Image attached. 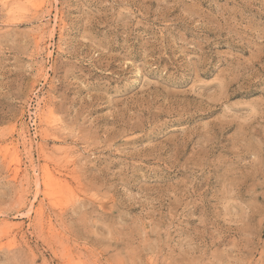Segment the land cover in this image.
I'll use <instances>...</instances> for the list:
<instances>
[{"label":"rangeland","instance_id":"obj_1","mask_svg":"<svg viewBox=\"0 0 264 264\" xmlns=\"http://www.w3.org/2000/svg\"><path fill=\"white\" fill-rule=\"evenodd\" d=\"M0 264H264V0H0Z\"/></svg>","mask_w":264,"mask_h":264},{"label":"bare ground","instance_id":"obj_2","mask_svg":"<svg viewBox=\"0 0 264 264\" xmlns=\"http://www.w3.org/2000/svg\"><path fill=\"white\" fill-rule=\"evenodd\" d=\"M3 2V1H2ZM8 2V1H7ZM2 4V3H1ZM4 5H5V2H4ZM6 5H9V4H7L6 3ZM47 121H49V120H47ZM24 138V137H23ZM15 171V170H14ZM16 172V171H15ZM15 176V175H14ZM56 177V176H55ZM55 177H52L51 175H49V174H46V175H44L43 176V178H42V182H41V184H42V186H43V188L46 190H48L49 188H51L52 187V185L55 183ZM14 179V178H13ZM60 181V180H59ZM55 187V186H54ZM57 188H58V186H57ZM61 191V190H60ZM57 195H59V194H57ZM6 220V219H5ZM3 222V221H2ZM4 223H6V221L5 222H3V224ZM9 224V223H8ZM3 227V226H2ZM4 228V227H3ZM8 228H9V226H8ZM20 228V227H19ZM5 229V228H4Z\"/></svg>","mask_w":264,"mask_h":264}]
</instances>
